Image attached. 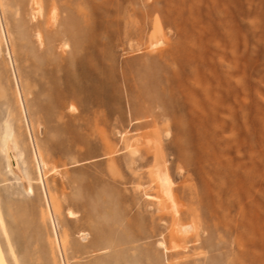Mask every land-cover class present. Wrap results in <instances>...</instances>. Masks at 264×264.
<instances>
[{
  "label": "rangeland",
  "instance_id": "374dc122",
  "mask_svg": "<svg viewBox=\"0 0 264 264\" xmlns=\"http://www.w3.org/2000/svg\"><path fill=\"white\" fill-rule=\"evenodd\" d=\"M173 48L169 116L142 89ZM161 169L201 240L171 245ZM261 216L264 0H0V264H264Z\"/></svg>",
  "mask_w": 264,
  "mask_h": 264
},
{
  "label": "bare ground",
  "instance_id": "6f19581e",
  "mask_svg": "<svg viewBox=\"0 0 264 264\" xmlns=\"http://www.w3.org/2000/svg\"><path fill=\"white\" fill-rule=\"evenodd\" d=\"M80 35L82 36L83 39H85L87 36V31L81 29ZM167 56L168 57L162 60L161 63L159 64L155 63V67H153L154 73L152 75H148L149 84L143 87L142 95L146 97L151 103L152 102L154 103L156 99H160V102L162 104L161 108H163V111L167 113L169 116H175V112L171 111L169 107L176 102L175 97L177 95V88L175 87L176 86L175 83L178 81L179 78L177 73L171 71L170 64L171 63L176 64L178 62V56H179L178 50L174 48L170 49V51L167 53ZM183 105L187 106L192 112L194 110L195 103L186 102ZM150 114L152 115V121L143 122L140 126H147L150 124L157 123L161 115V112L151 110ZM180 130L182 135L177 139V143L174 148L175 152L178 155L186 148L185 138H183L184 127L180 128ZM7 153L9 158L14 157V154L11 151L9 145L7 146ZM156 175L159 177L158 181L160 187L164 189V192L166 193L167 196V200L164 203L165 205L163 204L165 206V207L163 206V208L166 209L163 212L166 213V211L167 212L169 211V213H171V225L173 228V237H172L173 242L171 245L174 247L176 246L181 247L182 245H185V243L191 240L192 238H194L195 240L196 239L201 240L200 230L205 229L206 231L207 230L210 231L212 228L211 227L212 222L210 223L211 216L207 214L206 210L204 209L206 206L205 207L202 206L203 197L201 195V192L196 189V191L189 192L190 195H184V194L178 195L177 190L173 188L171 185V179L169 177L167 169L158 170L156 172ZM190 178L192 182V179L194 180V177L191 176V174H190ZM28 189L30 191L32 190L30 185ZM168 217H165L166 220ZM261 217L264 219V216ZM187 219L192 220L191 225H187L184 223Z\"/></svg>",
  "mask_w": 264,
  "mask_h": 264
}]
</instances>
